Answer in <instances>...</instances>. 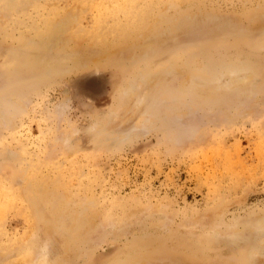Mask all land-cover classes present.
Wrapping results in <instances>:
<instances>
[{"label":"rangeland","instance_id":"obj_1","mask_svg":"<svg viewBox=\"0 0 264 264\" xmlns=\"http://www.w3.org/2000/svg\"><path fill=\"white\" fill-rule=\"evenodd\" d=\"M32 263L264 264V0H0V264Z\"/></svg>","mask_w":264,"mask_h":264},{"label":"bare ground","instance_id":"obj_2","mask_svg":"<svg viewBox=\"0 0 264 264\" xmlns=\"http://www.w3.org/2000/svg\"><path fill=\"white\" fill-rule=\"evenodd\" d=\"M205 18V17H204ZM74 23V22H73ZM139 23V22H138ZM152 32V31H151ZM90 44V43H89ZM77 60V59H76ZM65 61V60H64ZM74 61V60H73ZM94 61V60H93ZM55 63V62H54ZM67 64V63H66ZM68 65V64H67ZM242 80V79H241ZM150 81V80H149ZM150 83V82H149ZM155 85V84H154ZM150 90V85L148 84V83H146V82H139L138 84H137V89L136 90H134V91H132V92H130L128 95H127V97H124V93H123V96H122V101H121V103L120 104H118L119 105V109L118 110H120V109H123L124 107H126L127 105H129V103H130V98H133V97H135V96H139V97H143L144 95H146L147 94V92ZM152 92V91H151ZM136 98V97H135ZM120 99V100H121ZM137 99V98H136ZM135 101V100H134ZM148 101V100H147ZM138 103H139V101H137ZM132 104V103H131ZM130 104V105H131ZM126 113V112H125ZM121 114V113H120ZM123 114H124V112H123ZM135 114V113H134ZM124 115H126V114H124ZM124 115H123V117H124ZM155 116V115H154ZM122 117V118H123ZM118 118V119H117ZM120 118H121V116H119V114H118V116L116 117V119H115V121L116 120H119V122H120ZM121 118V119H122ZM124 119V118H123ZM122 119V120H123ZM114 122V121H113ZM38 196V195H37ZM44 203V202H43ZM47 215V214H46ZM29 233V232H28ZM31 244L33 243V242H30ZM29 244V243H28ZM34 244V243H33ZM32 244V245H33ZM41 251V250H40ZM33 253H34V251H33ZM36 254V253H35ZM38 254V253H37ZM34 255V254H33ZM32 257V256H31ZM41 257V256H40ZM32 259V258H31ZM34 260H35V257H34ZM27 261V260H26ZM25 261V262H26ZM38 263V262H37ZM33 264V263H32Z\"/></svg>","mask_w":264,"mask_h":264}]
</instances>
